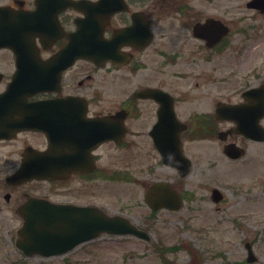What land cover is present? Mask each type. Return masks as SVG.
Here are the masks:
<instances>
[{
    "label": "flooded vegetation",
    "instance_id": "obj_1",
    "mask_svg": "<svg viewBox=\"0 0 264 264\" xmlns=\"http://www.w3.org/2000/svg\"><path fill=\"white\" fill-rule=\"evenodd\" d=\"M148 1L126 0L127 10L113 14L103 32L111 37L130 26L137 14L151 29L148 40L141 29H130L119 56L77 58L62 72L57 86L14 101L15 117L28 121V126L11 129L8 138L0 139L2 165L8 171L0 181V214L17 221L16 236L26 204L33 211L60 207L72 221L96 209L133 219L138 208L144 214L146 208L151 214L164 210L153 211L148 205L147 192L155 182L168 183L184 203L191 202L193 189L183 181L195 167L200 177L205 175L204 165L210 162L198 163L202 148L213 142L223 159L236 162L249 145L259 143L233 130L235 112L228 107L244 102L245 90L264 83V73L251 65L242 70L237 58L228 60L235 27L223 16L200 12L188 0ZM6 4L19 10L36 8V0ZM71 13H58L61 32L73 29ZM208 17L228 25L227 35L215 42L195 35L194 25ZM164 22L170 23L167 30ZM35 40L41 59L66 42L65 37L49 38L43 46ZM11 65L9 76L15 71ZM2 76L0 92L8 80V75ZM236 114L254 120V108ZM228 144L242 149L239 158L227 154ZM36 152L48 154L46 167L54 174L8 183L6 177L23 161L37 166L38 160L30 156ZM186 164L187 174L182 176ZM214 187L209 188L210 199ZM220 191L215 203L225 199Z\"/></svg>",
    "mask_w": 264,
    "mask_h": 264
},
{
    "label": "rangeland",
    "instance_id": "obj_2",
    "mask_svg": "<svg viewBox=\"0 0 264 264\" xmlns=\"http://www.w3.org/2000/svg\"><path fill=\"white\" fill-rule=\"evenodd\" d=\"M246 1L188 0L200 12L223 16L235 27L227 50L229 61L237 58L242 70L251 65L264 73V14L247 8ZM4 2L7 0H0V4ZM163 26L167 30L170 23ZM10 60L8 51L1 49L0 71L7 77ZM202 155L198 163L210 162L204 165L205 175L200 177L195 167L183 181L189 191L193 189L191 202H185L179 211L161 210L150 216L148 208L145 214L138 208L141 211L133 213V222L149 233V240L103 233L62 256H24L14 246L17 221L0 214V264H264V142L249 145L246 155L236 162L223 159L213 142L208 149L202 148ZM2 159L0 156V181L8 172ZM212 186L224 192L222 203H214L208 196ZM246 242L256 257L253 262L245 261ZM183 243L187 250L161 251ZM162 256L167 262L163 263Z\"/></svg>",
    "mask_w": 264,
    "mask_h": 264
},
{
    "label": "water",
    "instance_id": "obj_3",
    "mask_svg": "<svg viewBox=\"0 0 264 264\" xmlns=\"http://www.w3.org/2000/svg\"><path fill=\"white\" fill-rule=\"evenodd\" d=\"M246 4L248 7L258 8L264 12V0H249ZM67 7L83 12L84 16L75 18L76 29L66 34L68 39L66 44L53 56L42 60L37 56L39 49L35 44L34 36L38 35L42 43L47 35L58 34L57 36L60 37L62 32H60L56 18L53 16L49 18L47 15L49 13L54 15ZM125 7L124 0H39L35 13L15 12L10 6H0V47L12 50L17 67L7 88L0 93V138L7 137L11 129L28 126L26 125L28 121H19L15 117V109L18 106L14 101L57 86L62 71L76 58L89 57V55L93 58V54L108 57L111 52L114 53L119 48L120 40L125 35L124 29L116 31L110 39H104L102 33L111 14ZM37 13H43L46 16L36 18ZM137 18L139 17L135 16L133 19L138 22ZM141 18L143 20V17ZM208 21L217 24L212 20ZM140 25V22L136 23V26ZM210 26H215V24ZM202 27L195 26L194 30L202 34ZM204 27L209 29L207 23ZM222 30L226 29L222 27ZM222 30H214V36H220L223 33ZM246 98L250 104L248 107L254 108L255 120L253 123L240 121L237 129L250 137L264 140V128L258 125L257 118V116L261 118L264 115V84L253 92L247 93ZM46 154L36 152L30 155L38 160L37 166L33 161H23L22 166L7 180L14 182L30 177L45 178L54 174V171L46 167ZM185 170L187 171L188 167L183 170L182 175L186 173ZM214 199L217 200L218 196ZM147 201L153 208L178 209L181 205L177 193L165 182H157L150 187ZM42 212L44 213L35 217L25 218L19 231L20 239L17 241V246L26 254L35 252L46 256L61 254L80 242L93 239L103 232L131 234L149 239L145 231L136 228L127 219L119 220L109 217L102 210L97 211L96 209L90 213L89 218L77 220L72 224L68 223L70 220L61 217L59 209Z\"/></svg>",
    "mask_w": 264,
    "mask_h": 264
},
{
    "label": "trees",
    "instance_id": "obj_4",
    "mask_svg": "<svg viewBox=\"0 0 264 264\" xmlns=\"http://www.w3.org/2000/svg\"><path fill=\"white\" fill-rule=\"evenodd\" d=\"M177 247L176 246H172V247H167L166 249L167 250H174V249H176ZM189 248V250L191 251V253L193 254V249L191 248V247H188ZM164 260H165V258H163Z\"/></svg>",
    "mask_w": 264,
    "mask_h": 264
}]
</instances>
